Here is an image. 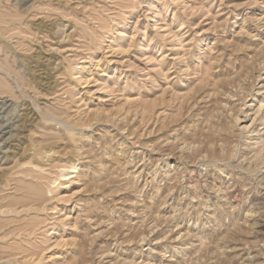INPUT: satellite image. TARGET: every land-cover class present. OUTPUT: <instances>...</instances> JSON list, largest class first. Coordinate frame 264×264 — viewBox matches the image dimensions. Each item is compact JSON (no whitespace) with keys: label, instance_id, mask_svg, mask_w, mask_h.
Masks as SVG:
<instances>
[{"label":"rangeland","instance_id":"1","mask_svg":"<svg viewBox=\"0 0 264 264\" xmlns=\"http://www.w3.org/2000/svg\"><path fill=\"white\" fill-rule=\"evenodd\" d=\"M0 25V264H264V0H0Z\"/></svg>","mask_w":264,"mask_h":264},{"label":"bare ground","instance_id":"2","mask_svg":"<svg viewBox=\"0 0 264 264\" xmlns=\"http://www.w3.org/2000/svg\"><path fill=\"white\" fill-rule=\"evenodd\" d=\"M24 1H25V0H14L15 3H19V4H20V3H23ZM0 27H1V25H0ZM3 27H4V26H3ZM7 28H8V27H7ZM0 29H1V28H0ZM10 29H11V27H10ZM1 30L3 31V33H4V32L6 33V31H7V29H5V27H4L3 29H1ZM5 30H6V31H5ZM1 33H2V32H1ZM5 33H4V34H5ZM4 34H3V35H4ZM0 49H1V48H0ZM2 52H4V51L2 50ZM1 54H2V53H1ZM7 54H8V52H7ZM2 55H3V54H2ZM4 55H6V53H4ZM4 57H5V56H4ZM5 58H7V57H5ZM1 61H2V60H1ZM1 61H0V75L3 74V73H2V70H3V69H1V64H2ZM3 61L6 62L5 60H3ZM4 62H3V63H4ZM4 64H6V63H4ZM8 64H9V63H7L6 66H8ZM9 65H10V64H9ZM9 67H10V66H9ZM4 68H6V67H4ZM10 69H11V68H10ZM11 71H12V70H11ZM7 73H9V72L7 71ZM9 74H10V73H9ZM9 74H8V75H9ZM3 76H4V74H3ZM3 76H1V77L3 78ZM11 76H12V75H11ZM1 77H0V78H1ZM4 78H5V77H4ZM4 78H3V79H4ZM4 80H5V79H4ZM6 80L8 81V79H6ZM6 80H5V81H6ZM5 83L8 84L7 82H5ZM5 83H3V82H2V79H1V81H0V91L3 92V94H4V92L7 93L6 90L9 89V86H7ZM8 85H9V84H8ZM12 88H13V87H12ZM1 89H2V90H1ZM10 91H11V90H10ZM7 94H8V93H7ZM246 96H247V94H246ZM2 102H3V101H2ZM8 102H9V101H8ZM15 104H16V103H15ZM260 105H261V103H260ZM2 107H3V106H2ZM14 107H15V106H14ZM14 109H17V108H14ZM8 110H9V109H8ZM8 110H7V111H8ZM12 110H13V108H12ZM239 110H240V109H239ZM10 111H11V110H10ZM48 111H49V110H48ZM42 114H43V113H42ZM45 115H46V114H45ZM50 116H51V115H50ZM52 116H53V115H52ZM237 116H238V115H237ZM234 118L237 119L236 117H234ZM47 119H48V118H47ZM235 119H234V121H235ZM57 121H58V120H57ZM0 122H1V121H0ZM58 122H59V121H58ZM56 124H58V123H56ZM56 124H55V125H56ZM59 124H60V123H59ZM2 125H3V124H2ZM15 126H16V125H15ZM67 126H68V125H67ZM59 128H60V127H59ZM6 129H7V128H6ZM12 132H13V131H12ZM2 134H3V133H2ZM9 134H10V133H9ZM6 135H7V134H6ZM2 140H3V139H2ZM5 140H6V139H5ZM1 144H2V143H1ZM182 146H183V145H182ZM196 148H197V147H196ZM212 148H215V146H214V147L212 146ZM49 150H51V149H49ZM211 150H212V149H211ZM213 150H214V149H213ZM38 151H40V150H38ZM34 152H35V151H34ZM206 152L210 153L211 151H210V152H209V151H206ZM36 153H37V152H36ZM42 153H43V152H42ZM44 153H46V152H44ZM30 154H32V156H34L33 153H30ZM37 154H38V153H37ZM206 154H207V153H206ZM206 154H205V156H206ZM39 155H40V154H39ZM209 156H210V155H209ZM203 157H204V154H203ZM203 157L201 156L200 159L203 158ZM207 157H208V156H207ZM31 162H32V161H31ZM213 164H214V163H213ZM218 166H219V165H218ZM223 167H224V166H223ZM71 168L74 169V168H76V166H75V165H72ZM34 169H35V168H34ZM220 169H222V168H220ZM27 170H28V169H27ZM29 171H30V169H29ZM29 171H28V172H29ZM26 173H27V172H26ZM31 173H32V172H31ZM70 173H71V172H70ZM62 176H65V174H62ZM230 177H231V176H230ZM38 194H39V193H37V195H38ZM3 198H4V197H3ZM5 198H6V197H5ZM27 205H28V204H21V205H19V206H17V207H12V206H11V209H13V211H11V212H12V213H14V212H15V213H18V212L22 213V211L25 212V213H26V212H30V209H29L30 207L26 208ZM19 208H21V209H19ZM31 209H33V208L31 207ZM251 214H252V213H251ZM10 215H11V214H10ZM8 216H9V215H8ZM16 218H18V217H16ZM16 218H15V219H16ZM13 219H14V218H13ZM21 219H22V218H21ZM16 220H18V219H16ZM16 220H15V221H16ZM12 221H13V220H12ZM5 224H6V223H5ZM7 232H9V231H7ZM4 233L7 234L6 232H4ZM5 234H4V235H5ZM7 235H8V234H7ZM20 252H21V251H20ZM16 254H17V253H16ZM10 255H11V254H10ZM7 263H8V262H7ZM7 263L5 262V264H7ZM142 263H143V262H142ZM3 264H4V263H3ZM111 264H112V263H111Z\"/></svg>","mask_w":264,"mask_h":264}]
</instances>
